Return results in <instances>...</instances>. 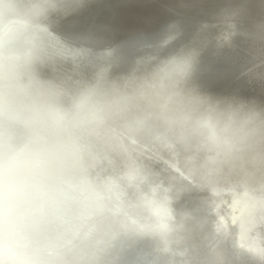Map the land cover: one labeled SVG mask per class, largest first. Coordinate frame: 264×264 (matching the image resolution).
<instances>
[{
  "label": "clouds",
  "instance_id": "9594fccd",
  "mask_svg": "<svg viewBox=\"0 0 264 264\" xmlns=\"http://www.w3.org/2000/svg\"><path fill=\"white\" fill-rule=\"evenodd\" d=\"M98 2L0 0V264H264V102L205 83L238 38L264 78V16L117 40Z\"/></svg>",
  "mask_w": 264,
  "mask_h": 264
},
{
  "label": "water",
  "instance_id": "95a60500",
  "mask_svg": "<svg viewBox=\"0 0 264 264\" xmlns=\"http://www.w3.org/2000/svg\"><path fill=\"white\" fill-rule=\"evenodd\" d=\"M228 0H99L78 16L69 20L80 24L105 23L116 29V39H122L127 32L145 27H159L160 24L184 15L192 21L209 20ZM246 23L264 16V0H249ZM234 51H225L219 57L209 55V74L206 86L219 96L236 95L246 99L264 102V78L248 73L251 57L248 43L238 38ZM232 216V222L238 220Z\"/></svg>",
  "mask_w": 264,
  "mask_h": 264
}]
</instances>
